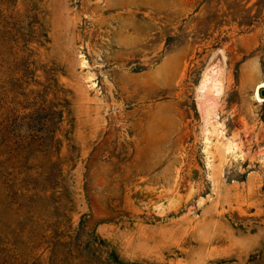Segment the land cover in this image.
<instances>
[{
  "label": "rangeland",
  "instance_id": "obj_1",
  "mask_svg": "<svg viewBox=\"0 0 264 264\" xmlns=\"http://www.w3.org/2000/svg\"><path fill=\"white\" fill-rule=\"evenodd\" d=\"M264 0H0V264H264Z\"/></svg>",
  "mask_w": 264,
  "mask_h": 264
},
{
  "label": "bare ground",
  "instance_id": "obj_2",
  "mask_svg": "<svg viewBox=\"0 0 264 264\" xmlns=\"http://www.w3.org/2000/svg\"><path fill=\"white\" fill-rule=\"evenodd\" d=\"M264 87V80L259 82V86H257V89L255 90V97L258 99V100H262V96L259 94V90L260 88H263Z\"/></svg>",
  "mask_w": 264,
  "mask_h": 264
},
{
  "label": "water",
  "instance_id": "obj_3",
  "mask_svg": "<svg viewBox=\"0 0 264 264\" xmlns=\"http://www.w3.org/2000/svg\"><path fill=\"white\" fill-rule=\"evenodd\" d=\"M261 94L264 96V87L261 89Z\"/></svg>",
  "mask_w": 264,
  "mask_h": 264
}]
</instances>
